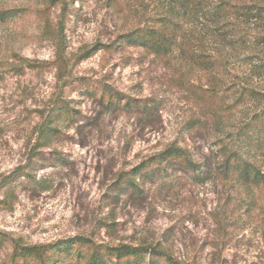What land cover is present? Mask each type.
Masks as SVG:
<instances>
[{
	"label": "rangeland",
	"instance_id": "obj_1",
	"mask_svg": "<svg viewBox=\"0 0 264 264\" xmlns=\"http://www.w3.org/2000/svg\"><path fill=\"white\" fill-rule=\"evenodd\" d=\"M122 1L124 13L116 0L0 1V12H9L0 18V187L23 170L36 180V188L22 177L13 193L0 189V232L26 244L74 238L146 244L182 264H264L263 197L250 203L247 192L219 176L195 177L178 165L167 185L146 183L141 199L117 188L171 144L191 148L195 160L213 146L211 134L188 129L198 116L192 90L206 75L178 56L165 62L130 47L77 59L154 16L151 0ZM59 52L67 59L64 87L52 65ZM23 60L43 66L23 72ZM82 78L107 82L150 110L101 107L83 95ZM59 97L77 118L45 141L40 133ZM35 151L39 159L30 162ZM58 155L67 162L48 161Z\"/></svg>",
	"mask_w": 264,
	"mask_h": 264
},
{
	"label": "trees",
	"instance_id": "obj_2",
	"mask_svg": "<svg viewBox=\"0 0 264 264\" xmlns=\"http://www.w3.org/2000/svg\"><path fill=\"white\" fill-rule=\"evenodd\" d=\"M151 4L154 16L149 21L138 23L110 44L97 43L85 52L82 50L76 57L80 61L98 51L117 53L130 47L165 62L178 56L181 64L206 75V83L192 90L198 116L188 129L211 134L213 146L210 150L204 147L207 152L195 160L191 148L171 144L120 178L117 188L125 195L141 199L148 194L143 188L146 183L167 185L164 182L171 180L172 168L178 165L195 177L217 175L229 182L231 188L247 192L250 203H256L264 198V0H151ZM115 5L121 13L125 12L124 1L116 0ZM8 14L0 12V18L3 20ZM52 65L64 87L65 54L59 52ZM42 66L23 60L18 69L24 72ZM80 82L83 95L97 100L101 107L128 113L150 110L148 104L126 96L107 82H89L85 78ZM76 118L75 109L59 97L41 138H59L60 125ZM38 153H33L30 162L39 159ZM206 160L217 163L206 166ZM48 161L67 162L61 155ZM22 177L26 184L36 188V180L23 170L17 177H9L0 189L13 193L21 184L17 178ZM0 255L4 264H182L159 247L146 244H99L82 238L26 244L2 232Z\"/></svg>",
	"mask_w": 264,
	"mask_h": 264
}]
</instances>
